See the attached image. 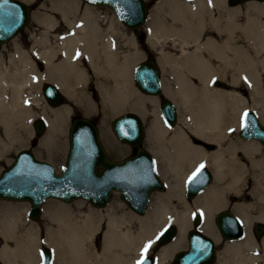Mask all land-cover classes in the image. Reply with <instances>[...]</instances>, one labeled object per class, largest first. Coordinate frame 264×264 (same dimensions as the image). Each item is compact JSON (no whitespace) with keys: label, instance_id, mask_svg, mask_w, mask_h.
Returning a JSON list of instances; mask_svg holds the SVG:
<instances>
[{"label":"bare ground","instance_id":"1","mask_svg":"<svg viewBox=\"0 0 264 264\" xmlns=\"http://www.w3.org/2000/svg\"><path fill=\"white\" fill-rule=\"evenodd\" d=\"M189 1L192 0H172L169 8H166L173 18L171 23L163 21L162 13L165 12V9L159 12L157 9H160V7H157L152 13V30L149 33L148 41L152 44L157 43L159 38H155V36L159 37L161 33L167 31L175 34L177 39L180 38L183 43L189 39L196 44V50L182 59V67H178L179 64L175 63L176 57L171 50L164 51V58L173 61V64L166 65V67L180 74L178 77L182 82V90L178 92L180 99L184 103L194 100V103L197 102L202 105L200 110H195L184 118L190 132L199 138L213 140L220 144L221 140H224L223 130L225 127L227 126L225 129L227 131L228 127L239 124V119H241L245 110L252 108L250 100L244 96L243 91L237 86L242 78L246 79L247 83L252 86L250 92L251 97L254 99V108L252 109L258 112V109H261L263 105L258 107L256 97L261 93L259 81L261 73L264 72V1L249 0L245 6L234 8L229 7L226 0H212L214 7L208 6L203 0ZM118 2L124 10L130 12L129 16L136 17L138 15L137 8L135 9V0H118ZM117 19L121 22L118 17ZM48 23L49 26H53L55 21L50 20ZM66 23L69 27H73L72 21L67 20ZM114 27L118 30V25ZM91 28L90 24L82 26L80 33L88 34L87 31H91ZM92 31L99 35L96 28ZM98 37L92 34V37H87L88 41L84 43L81 40L84 37L67 33V35L60 37L56 46L48 45L38 51V56L45 61L47 72L51 68L53 70L57 68L61 73L69 71V79H65L63 81L65 86L61 85V87L68 95L74 96L76 99H79L83 94L78 96L79 91L70 90L68 87L74 82V77L75 79H85L87 76L86 73H79L77 64L79 55L81 53L86 54L87 59L93 64L94 55L97 53V50L94 49L96 46L93 43ZM117 47L118 45L113 46V49L109 50L104 56L105 64L108 65V69L114 77L111 84L103 80L105 104L110 105L112 112L128 108L141 111L144 106L143 96L132 87L134 86L133 81L128 79V74H132V65L138 61L129 65L130 62L142 55L140 52L120 55ZM57 52L61 56V61L54 64L52 61ZM10 54L7 58V64H5L3 55L0 53V131L3 130L6 133L12 144H17L19 141L23 142L21 140L23 134L22 130L19 129V123L25 115L32 114V109L27 105L30 101H25V96H30L28 97L29 100H37L33 99L32 93V84L37 81V75L32 72L29 57L22 48L16 53ZM208 56L215 58L216 61H223V64L219 65L220 68L222 67V70L230 74V78H233L229 82L234 85H230L231 88L228 92H221V89L217 87L212 88L213 81L212 83L210 81L215 78L213 77L215 67L208 65ZM93 67H96V65ZM182 70L204 74V78L206 77L210 87L202 88L205 92L203 99H194V88L188 85L186 79L181 78ZM164 92L172 96L169 90L166 89ZM136 100L140 102H136ZM81 101L85 102L84 99ZM227 110H229V118L227 116L226 120L225 113ZM261 112V114L258 113L264 123V105ZM69 113L70 107L61 105L45 114L49 130H46L41 137L43 144L51 145L55 141V136L57 137L55 133H60L59 130L56 132L55 130L65 129ZM34 122L35 120L33 121V127ZM158 126L156 125V128ZM173 127H175L173 132L180 135L178 125ZM173 127L162 124L164 130ZM157 132L164 131L158 128ZM130 134H135V131ZM243 139L245 140H233L228 147L209 152L204 148L194 147L186 139L178 138L175 156L171 158V161H169V158L163 157L160 163L162 177L169 183L168 190L164 193L155 194L153 197L151 195L152 202L150 198L147 212L143 216H135L130 212L119 213L116 210H111L100 217L108 219L104 241L105 253L103 255H96L91 248L95 247L94 244L92 245L88 240L89 234H93L98 223L96 217L99 216L100 212L89 211L80 214L58 212L59 214H52V219L56 222L57 227L49 231L45 243L53 248L54 263L135 264V258L129 260L127 254L132 250L142 251L145 245L152 241L151 247L148 249L150 250L154 245L155 237L161 232L160 229L169 222H173L177 225V233L173 239L158 247L159 252L156 251L157 262L155 260V264H168L170 256L172 257L174 252L178 250L172 264L190 261H195L193 264L209 263L208 260L201 258L199 254L204 250L213 251V244L208 246V240L202 239L197 234L199 231L210 235L217 244L222 245L216 264H264V247L252 236L250 230L246 231L242 237L237 238L235 220L224 217L221 220V227L228 235L226 238L222 236L225 239L224 242L214 226L213 213L219 208L222 209L221 207H229L241 218L246 227H248L253 217L264 220V150L255 141L256 138L255 140H251L254 138ZM6 145L7 143L0 134V146L6 147ZM199 164L208 165L214 172L215 180L212 185L210 183L209 187L206 186L194 196L195 198L202 192L195 199L196 209L194 211L190 212L187 204L186 209L177 211L171 205V198L177 196L175 188L184 179L190 177ZM43 170H45L44 166L36 165L31 169L33 174L28 173L29 177L45 182L46 179H41L45 176ZM39 171L41 173H38ZM21 172L22 169L20 174ZM199 175L191 182L187 181L188 188L192 189L198 179L200 182L201 176ZM76 180L80 182L78 184L85 185L84 188H91V192L92 189L99 190L108 183L117 184L115 188L121 192L123 201L128 206L131 205L136 209H141L143 204L139 207V203L143 200L145 202L147 199L144 191L152 187L158 179L157 177L153 179V173L149 170L146 162L140 156H137L127 168L110 169L99 181L89 182L83 176H78ZM62 181L59 180L58 184L62 185ZM249 181L252 184L251 186L248 185ZM156 192L163 191L157 190ZM86 194L89 197L98 195L91 194L90 191H86ZM87 201L89 202V200ZM95 207L100 208L99 206ZM131 210L133 209L131 208ZM195 211L200 212L204 220L202 219L197 228L194 226L191 229L193 231H189L188 249L185 251L182 248L187 246L185 235L191 225L190 214ZM133 220L137 221V228H135ZM0 224L3 232L15 233L17 226L12 218L2 216ZM217 226L219 229L218 224ZM16 237H18L16 246L3 247L0 252V259L6 264H38L36 253H38L39 247H33L34 240L37 241L35 231H24ZM262 239L264 246V237ZM68 253L70 257H68ZM177 255L179 257L175 261Z\"/></svg>","mask_w":264,"mask_h":264},{"label":"rangeland","instance_id":"2","mask_svg":"<svg viewBox=\"0 0 264 264\" xmlns=\"http://www.w3.org/2000/svg\"><path fill=\"white\" fill-rule=\"evenodd\" d=\"M25 2L32 4L33 9L31 10V17L29 21L27 22L29 26L30 33L32 35L31 40L34 42V44L41 45L45 38H47L48 44L51 45H57L59 43L60 36L67 35L68 31L75 32V35L82 36L84 38H81L82 42L88 41L89 37H92V34L95 36H99L98 39H96L93 43L96 47L94 48L95 51L97 50L96 55H94L93 64L90 60L87 59V55L84 54L86 60L88 61V64L92 67V69H87L88 64L85 62V58H82V54L79 55V61H78V70L79 73L83 72L86 73L87 76L85 79L83 78H77L74 77V82H72V85H70L68 88L70 90H76L79 91L78 96L79 99H76L74 96L68 95L65 91V102L63 105H67L70 107V113L66 119L65 129H56V131H60L59 134L56 132L55 134V141L51 143V145L43 144L41 142V137L37 138L36 144L33 142V121L34 117L37 115V113H43L48 114L50 113L53 108L48 110L47 106L43 104L42 102V96L39 93L40 89L37 87L35 83L32 84V93H33V99H37L36 101H33L32 99H28L30 96H25V101H30L28 107L32 109V114H29L28 116L25 115L24 118L19 123L20 128L23 134V137L21 138V141H19L17 144H12L10 142V139L7 137L6 133H4L3 130L0 131V134L2 136V139L7 143L6 147L0 146V170L7 166L14 158L17 150L21 148H30L35 152L37 157L47 159L49 160L57 170H60L65 163L66 158V152L68 148V128L70 121L72 117L77 115H84L91 119H93L96 122V125H98L99 129V135L100 139L105 146L107 152L114 157L115 159L122 158L126 155L131 154V147L130 145L123 143L119 141L114 132L111 129L110 122L112 118L118 114H120L123 111L127 110H134L138 112L142 118L143 123L146 126V137L143 142V146H146L150 148L153 151L154 157L156 159V169L159 173V175L162 177V171L160 168V163L164 158H169V161H171V158L175 156V153L177 151L178 146V138L186 139L192 145L196 148H204L205 150L212 152L213 150L220 149V148H226L229 146V144L236 139L239 140H245L239 135V126L241 125V119L240 123L233 127H228L227 131L225 129L223 130V133L225 136H223L224 140L222 139L220 144H217L213 140L209 139H203L195 136L188 127L186 126V123L184 122V118H186L191 112L195 110H200L202 108V105L199 103H194V100H190L187 103H184L178 94L180 90H182V82L178 79L180 74H178L173 69H168L166 65L171 64L173 61H168L164 58V51L171 50L175 54V63L179 64L178 67H182V59H184L185 56L191 55L196 50V44L189 39L183 43V41L179 38L177 39L175 34H171L169 32L161 33L159 37L157 35L155 38H159L157 43H150L148 41L149 33L152 30V13L157 7H160V9H157L159 12L161 10L165 9V12H161L163 14V21L166 23L173 22L172 16L169 14V12L166 10V8H169L170 3L172 0H144L145 3L148 6V18L147 20L138 28L130 29L123 25L120 21H118L116 15L106 5H92L89 4L83 0H24ZM188 1V0H186ZM204 3H206L208 6H215L212 4V0H203ZM256 2H259L257 0H254ZM189 2H195L194 0ZM249 2V0L238 2L235 6H232L228 0H226V4L231 7H237V6H245ZM262 2V1H260ZM234 5V4H233ZM150 16V17H149ZM50 20L55 21L54 25L58 24L59 26H56V28H59V34H57V31H52L53 26H49ZM67 20L72 21L73 27H69L66 23ZM146 23V24H145ZM39 25V29L35 28V25ZM87 24H90L91 31H87L88 34L80 33V26H86ZM80 25V26H79ZM118 25L117 35H118V52L120 55L124 54H132L135 52H140L141 57L138 59H133L131 63L142 60V59H154L155 61H158L161 66V74H162V82H163V92L167 89L171 92V95L169 98L173 100L177 106L178 109V118L179 122L177 121L178 129L180 130V135L175 134L173 128H167V130H164L162 128V121L160 120L158 116V110H159V95H149L141 92L135 84H133L136 91L143 96L142 102H144V106L141 109V111L136 109H125L118 112H112L110 109V105L105 104L104 94H103V80L106 81V83L111 84L112 80L114 79L113 75L108 69V65L105 64L104 56L109 52V48L107 49L103 40H99L101 37L106 35V32L108 34L110 33V29H116L114 26ZM71 28V29H70ZM82 28V27H81ZM96 28V30L99 31V35H96L92 30ZM37 30V32L34 33L33 30ZM114 32V31H113ZM52 33V34H51ZM22 35H27L25 32ZM59 35V37H58ZM88 37V38H87ZM154 38V39H155ZM19 42V38L16 37L14 39V42L11 41L8 42L5 46L7 47V56L11 55L10 53H16L19 51L22 47L18 45L17 42ZM94 41V40H93ZM174 41V42H173ZM181 41V42H180ZM14 45V48H11L10 45ZM117 44V43H116ZM84 45V44H83ZM201 45H203L201 43ZM21 47V48H20ZM205 48V47H204ZM8 50H13L8 54ZM202 50H204L202 48ZM94 51V52H95ZM2 52H6V50H2ZM208 50L206 51L207 54ZM58 56V62L61 59V56H59V53H55V56ZM103 56V57H102ZM102 57V58H101ZM208 65L211 67H215L213 77H215L213 80L210 81L212 88H220L221 92H228L232 85L230 82L232 81V77L230 78V74L224 72L222 67L220 68L219 65L223 64V61H216L215 58L208 56ZM55 59V61H57ZM82 61V62H81ZM5 63V60L3 61ZM8 59L5 64H7ZM137 63V62H136ZM136 63H134L132 66H134ZM3 64V65H5ZM173 64V63H172ZM96 65V67H93ZM32 67V66H31ZM47 69V66H46ZM52 69V68H51ZM133 70V69H132ZM211 73V72H210ZM91 74V75H90ZM209 74V73H207ZM43 75H48L49 72H45ZM42 74L38 73L36 79L38 78V81L40 80ZM81 76V75H80ZM79 76V77H80ZM132 76L131 73L128 74V79H130ZM83 77V76H82ZM181 78H184L187 80L188 85H191V88H194V99H203L204 97V87H210V83L206 81V77L204 78V74L200 73H194L190 72L189 70L183 71L181 73ZM77 80V81H76ZM131 81L132 78H131ZM230 81V82H229ZM94 86H92V84ZM134 83V82H133ZM259 87L261 90V93L257 95L256 102L259 104L258 107H260L262 104L264 105V72L260 75V81H259ZM90 84V85H89ZM207 84V85H206ZM35 85V86H34ZM231 85V86H230ZM238 88L243 91L244 96L250 100V105L252 108H254V99L251 97V88L247 83L246 79H243L238 82L237 84ZM68 92V91H67ZM82 92V93H81ZM176 92V93H175ZM192 97V99H193ZM85 100V102H82L81 100ZM156 100V101H153ZM136 102H140L137 101ZM256 103V104H257ZM62 105V106H63ZM263 105L261 106L263 108ZM247 108V109H252ZM261 108V109H262ZM55 109V108H54ZM261 109H258V112L261 114ZM47 111V112H46ZM256 112V110H254ZM256 112L259 116V120L261 121V117L259 113ZM227 116L229 118V110L225 113V117L227 120ZM46 124V130H49V125L47 120L45 121ZM261 124L264 125V123L261 121ZM156 125H159L158 128H161L164 132L158 133L156 128ZM164 125V124H163ZM227 125V124H226ZM53 136V137H54ZM183 136V137H182ZM234 138V139H233ZM247 140V139H246ZM251 140H255L251 139ZM227 141V142H226ZM257 141L261 148L264 150V144H262L259 140ZM201 165V164H199ZM198 165V166H199ZM196 166V168L198 167ZM207 167L212 172L211 181L209 182L210 185L213 184L215 180L214 172L213 170L207 165ZM195 168V169H196ZM193 170V172L195 171ZM192 174V173H191ZM162 179L165 181L162 177ZM186 182V179H184L179 186L175 188V192L177 194L176 197L171 198V205L173 208L177 211H181L183 209H186V204L188 205V209L191 211H194L196 209L195 199L202 193H200L197 197L194 198V196L190 199H187L184 195V183ZM208 184V185H209ZM249 186H251V182L249 181ZM169 183L165 181V188L161 191L163 192H152V197L155 194L158 193H164L168 190ZM209 187V186H208ZM119 191L115 190L112 193L111 198L109 199V202L104 206L95 207L87 200H84L82 198H76L71 201H62L56 198H47L43 203V209L41 211V214L35 218H30L28 215V208L30 205V202L27 200H8V199H0V218L3 216L4 218H12L14 224H16V230L15 233H10L6 231H2L1 224H0V252L3 247H15L16 246V239L18 235L24 233V231H31L34 232L37 236V241L35 242L33 247H39L38 253H36L37 262L40 264L41 262V246L47 245L45 243L46 239L49 236V231L53 230L57 227L56 222L52 219V214L54 213H61V212H71L74 214H80V213H86L89 211H98L100 212L96 217L97 219V225L94 228L93 234H89V242L95 247H91L94 253L97 255H103L105 253L104 248V241L106 237V230H107V224L108 219L106 218H100L103 215L107 214V212L111 210H116L119 213L122 212H130L133 213L135 216H143L145 213H136L123 201L122 194L120 196ZM151 197V202H152ZM194 198V199H193ZM234 201V199H232ZM150 203V202H149ZM149 206V205H148ZM222 209H226L234 213L229 207H221ZM222 209H217L213 213V220H214V226L217 229L219 236L221 240L225 242V239L222 237L218 230V226L216 224L215 215L217 212H219ZM148 210V208H147ZM58 213V214H59ZM200 213L198 211L193 212L190 214V228L187 230L185 239L187 241L188 246V233L191 229L194 228V225L192 223V217L194 214ZM235 214V213H234ZM201 219L204 220L203 215L200 213ZM256 222H262L264 224V220L258 219L256 217H253L251 219L250 224L248 227L245 225V230L251 231L252 236L263 246V237L264 236H257L256 233H254V224ZM133 224L135 228H137L138 223L137 221L133 220ZM176 224V223H175ZM33 228V229H32ZM164 228V226L160 229V231ZM19 233V234H18ZM160 244H157L156 238L154 239V245L153 247L148 250V252H152V250L157 249V253L159 252V246ZM186 246V247H187ZM215 246H222L216 243ZM49 248H51L49 246ZM222 248V247H221ZM53 258L52 263H54V251L53 248H51ZM156 252V251H155ZM178 252V251H177ZM248 252V251H247ZM142 255V251L139 250H132L130 253L127 254V259L135 258L134 260H138ZM68 257L69 253H68ZM173 257V256H172ZM170 256L168 260V264L170 263V260L172 258ZM175 257V256H174ZM157 259V254H156ZM1 260V259H0ZM133 260V259H132ZM2 261V260H1ZM3 262V261H2ZM135 262V261H134ZM157 262V260H156ZM155 262V263H156ZM154 263V264H155Z\"/></svg>","mask_w":264,"mask_h":264},{"label":"water","instance_id":"3","mask_svg":"<svg viewBox=\"0 0 264 264\" xmlns=\"http://www.w3.org/2000/svg\"><path fill=\"white\" fill-rule=\"evenodd\" d=\"M84 1L93 5H106L110 7L121 22L131 29L140 27L148 18V6L144 0H135V9L137 8L136 10L138 12L136 17L129 16L130 12L124 10L118 0ZM241 1L245 0H228L230 4H236ZM32 8L33 5L24 0H7V3H5L4 0H0V47L1 43L10 39L27 24L31 17ZM133 79L139 90L144 93L158 95L161 92L160 68L152 59H142L137 62L133 71ZM42 91L45 98L48 101H51L53 105L62 102L60 90L52 83H45ZM159 109L165 123L168 125H174L177 121V110L173 100L165 94H162L160 96ZM245 111L248 112V117L245 121L246 127L240 126L239 135L243 138H256L264 144V125L261 124L258 114L253 109H247ZM34 125L37 129V134H40L43 131V121L37 119L34 122ZM111 129L120 141L129 143L131 146L135 147L134 154L128 155L121 160H113L109 158L106 149L100 140L96 123L90 118L82 115L74 116L71 119L68 128L69 146L64 168L57 171L49 161L37 158L28 148H21L17 151L12 162L0 171V199L29 201L30 206L28 209V215L31 218H35L41 214L42 203L47 198H56L66 202L76 198H89L87 200L93 205L104 206L109 202L112 190H118L115 188V185L117 184L108 183L105 187L100 188L99 190L94 188V191L92 189L91 192V188H84L85 185L78 184L80 182L76 180V178L78 176H83L85 180L89 182L94 180L99 181L108 170L114 168H127L135 157L140 156L143 161L146 162L149 170L153 173V179H156V177L158 179L152 187L147 191H144L147 199L145 202L143 200L139 203V207L143 204L141 209H136L129 205L138 213H144L149 203V193L155 189L163 190L165 184L156 170L154 157L142 146V140L144 137L142 119L137 113L126 111L112 119ZM133 131H135V134L131 135L130 133ZM36 165L44 166L45 170H43V172L45 176L41 179H46L45 182L29 177V174H33L31 169ZM203 165L204 167L201 169L199 175L201 176V180L199 182L198 179V182L192 186V189L188 188L186 185L187 181H189V177L186 179L185 195L187 198H191L198 194L211 181V170L207 165ZM99 168L101 169L98 170ZM21 169L22 172L20 174ZM38 173H41V171ZM59 180H63L62 185L60 183L58 184ZM69 184L70 186H68ZM85 190L87 192L90 191L91 194L98 195L89 197ZM224 217L235 220L237 225L235 233H237V237H241L244 233V227L240 218L226 209L219 211L215 216V220L219 225L218 230L221 235L225 238L228 237L221 227V220ZM200 220V215L195 214L194 223L198 224ZM263 230L264 225L262 223L256 222L254 224V232L257 236H260ZM175 232L176 226L174 224L165 226L158 234L157 242L160 244L168 242L175 236ZM197 234L202 239L208 240V246H212V244L214 246V241L211 237L200 231L197 232ZM178 257L179 256L177 255L175 261H177ZM52 258L53 254L51 248L47 245H43L41 247L40 264H52ZM208 261L211 262L212 260ZM194 262L195 261L175 263L193 264ZM0 264L6 263L0 260ZM144 264H154V257L152 254L145 255Z\"/></svg>","mask_w":264,"mask_h":264},{"label":"flooded vegetation","instance_id":"4","mask_svg":"<svg viewBox=\"0 0 264 264\" xmlns=\"http://www.w3.org/2000/svg\"><path fill=\"white\" fill-rule=\"evenodd\" d=\"M38 26H39L38 24H37V26L35 25V28L36 29H39ZM56 26H59V25L58 24L54 25L53 28H52L53 29L52 31L55 30V31H57V34H59V32L61 30L59 31V28H56ZM81 27L82 26H80L79 28H81ZM33 31H34V33L37 32V30H35V29ZM25 32L27 33V35H22ZM67 33H71V34L73 33V34H75L74 31L73 32L68 31ZM16 37L19 38V40H20L19 42H17V41L16 42L18 43V45H20L22 47V49L26 52V54L29 57L30 63L32 65V72L34 74H36V75L38 73L42 74L40 80L38 81V78H37L36 79L37 81H35V84L40 89L39 93L40 94L42 93V88L45 85V83H48L49 82V83H52L53 85L57 86V88L60 90V92L62 94V102L59 103V104H56V105H53L51 103V101H48L45 97H43V95H41L42 96V99H43L42 100L43 104L47 106L48 110H50L51 108H58L59 106L63 105L64 102H65L66 95H65V92L62 89L61 85H64L65 86V84H63V81L65 79H69V76H70L69 74L70 73H69V71L68 72H62L61 73V72H59V70L57 68H55L54 70L53 69L49 70V76L48 75H43L45 72H47L48 69H46L45 61L38 56V51L44 49L48 45L51 46V44L46 43L48 39L45 38V41L40 46L37 45V44H34V42L31 40L32 35L30 33L29 26H28V24L25 25L15 36H13L9 40H7L6 42H3L1 44L0 53L3 55V58L5 60V63H6L7 58H8V56L6 55L7 54V47L5 45L8 42H10V41L13 43L14 42V39H16ZM58 37H59V35H58ZM60 37H62V36H60ZM101 39L103 40L106 48L107 49L109 48V50L113 49V46H117L118 45L117 31H116V29H114V32H113L112 27L110 29V33L108 34V32H106V35H104L103 37H101L99 40L101 41ZM10 46H11V48H14V45L13 44L10 45ZM52 46H56V45H52ZM2 50H6V52H2ZM12 51L13 50H11V51L8 50V54L10 52H12ZM81 57L82 58H85L84 53L82 54ZM57 58H58L57 55L53 57V61L52 62L54 64L59 63L61 61V59H60V61L58 62V59ZM55 59H57V61H55ZM85 62L88 64V61L86 60V58H85ZM87 69L88 70L89 69H92V67L88 64ZM89 72H90V70H89ZM92 86H94V84H92ZM37 119H41V121H43V132L41 134H37V129H36L35 125H34V127H33L34 135L32 137V139H33V142L32 143H34V144H36V141H37L36 139L37 138H40L41 136H43V134L46 131V124L44 123L46 121L45 114H43V113H37V115L34 117V120L36 121ZM130 147H131V153L133 154L135 152V147H132L131 145H130ZM109 156H110V158L115 159L110 154H109ZM118 159H121V158H118ZM221 247L222 246H213L212 253L210 251H208V250H204L203 252H201L199 254L201 258H203L205 260H212V261L211 262L209 261V263H200V264H216L217 261H218V259H219V253L222 250ZM186 249H188V246L185 247V248H182V250H186ZM176 253L177 252H174L173 257L175 256ZM173 257L171 258L169 264H172Z\"/></svg>","mask_w":264,"mask_h":264},{"label":"snow or ice","instance_id":"5","mask_svg":"<svg viewBox=\"0 0 264 264\" xmlns=\"http://www.w3.org/2000/svg\"><path fill=\"white\" fill-rule=\"evenodd\" d=\"M5 3H7V0H4ZM248 112L245 111L241 117V127H246L245 121L247 120ZM204 167L203 164L199 165L196 170L192 173V175L189 177V182H191L193 179H195L196 176H198L201 172V169ZM152 241H149L148 244L145 245L144 249L142 250L141 260L137 262V264H144L145 255L148 252V249L151 247ZM43 255V254H42Z\"/></svg>","mask_w":264,"mask_h":264}]
</instances>
